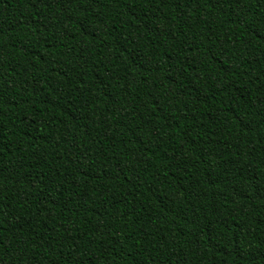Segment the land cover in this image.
Returning <instances> with one entry per match:
<instances>
[{
    "label": "trees",
    "instance_id": "trees-1",
    "mask_svg": "<svg viewBox=\"0 0 264 264\" xmlns=\"http://www.w3.org/2000/svg\"><path fill=\"white\" fill-rule=\"evenodd\" d=\"M0 264H264V0H0Z\"/></svg>",
    "mask_w": 264,
    "mask_h": 264
}]
</instances>
